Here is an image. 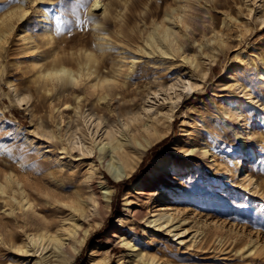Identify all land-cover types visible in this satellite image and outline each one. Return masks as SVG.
Masks as SVG:
<instances>
[{
  "label": "rangeland",
  "instance_id": "1",
  "mask_svg": "<svg viewBox=\"0 0 264 264\" xmlns=\"http://www.w3.org/2000/svg\"><path fill=\"white\" fill-rule=\"evenodd\" d=\"M91 1L0 0V236L29 242L21 250L0 243V264L68 257L74 236L61 227L73 221L75 237L87 233L69 264H145L140 252L153 256L152 264H264V0H102L105 11L91 10ZM166 11L183 15L174 27L178 49L148 54L145 39ZM43 12L58 38L51 46L69 54L67 64L88 48L107 62L101 74H118L105 99L86 76L41 86L32 56L50 53ZM23 28L38 49L27 48ZM187 79L194 88L177 96ZM13 91L27 101L15 104ZM82 111L79 149L65 132ZM147 125L162 134L139 154L136 139ZM110 128L140 155L120 180L104 168L111 148L99 149ZM240 138L253 150L247 157L237 151ZM158 156L174 160L176 170L150 181ZM140 179L144 192L131 190ZM99 181L111 187L108 207L87 215L71 208L85 207L90 191L100 193ZM44 229L63 234V244L28 241Z\"/></svg>",
  "mask_w": 264,
  "mask_h": 264
},
{
  "label": "bare ground",
  "instance_id": "2",
  "mask_svg": "<svg viewBox=\"0 0 264 264\" xmlns=\"http://www.w3.org/2000/svg\"><path fill=\"white\" fill-rule=\"evenodd\" d=\"M179 1L181 2V0ZM181 6L184 7L185 5L181 4ZM89 7L91 10H96L98 8L100 9L103 8L104 11L106 10V4L102 3V0H92L91 3L89 4ZM41 14L42 16L39 21L41 23V36L46 38V40L44 41L45 45L50 46L48 50L50 52L48 57L44 56L42 52L36 53V55L32 56V59L34 62L33 65L35 67V72L37 73L36 77H38V79L43 80V84L41 86H45V87L56 86V83H55L56 80L61 81L62 85L69 83V82L70 83L74 82L76 84L81 79H83L82 77L86 76L89 79L88 82H90L89 87L92 88L93 90L94 89H97L98 91L100 90V94L99 93L97 94L99 95L97 98L105 99L106 96L109 95L110 92H112L115 82L117 81L118 74L116 75L112 74L111 76H108L107 74L106 75L101 74V68L103 70L102 64L103 62L105 63V60L104 61L101 60L102 56L98 58L99 56H97V53H94V51L89 50L88 48L83 49L81 47L82 51L81 50L78 51L79 53L77 54L76 57L73 56L75 58V59L73 58L74 62L76 63L74 64V66L76 65V67L71 66L70 64H67V59L65 56L67 53H65V50H63V52H60L59 50L51 46L53 43L56 42L55 39L57 40L58 38H55V39L53 38L54 35H52L53 31L51 30V26L49 25L48 14L46 12H43ZM182 17L183 15L180 13H178L177 15H173V12L166 11L164 19H162L159 24H155L153 26L152 30L149 32V34L147 35L145 39L144 48L148 54L174 55V52L178 49L177 46H179L177 45L179 43L178 42L179 40L176 36L175 28L176 26L178 27L179 23L182 20ZM21 32H22V40L26 41L27 48L31 50L38 49V45L34 41L30 30L28 28H25V29L23 28ZM98 44L102 45V43L100 42ZM245 57H246V54L240 59L244 60ZM47 58L49 59L47 60V63H46L43 60L45 59L46 61ZM70 58H72V56L69 57L68 62H70ZM130 63L131 64L129 65V68H131L134 61L130 60ZM263 63H264V59H263ZM116 72L119 73L121 72V70L116 69ZM127 75H129V73L125 72L126 77ZM115 87H119V86H115ZM186 87H190L191 90L194 88V84L191 82L190 79H187L179 84V90L176 93V95L179 96L180 94L185 92L184 89ZM12 95H13L12 101L15 104L20 105L24 101H27V97L25 94L15 92ZM82 114H83V111L80 113V116H81L80 118L77 117L78 115H76L73 122L72 123L70 122L68 124L66 132H65L66 134L65 139L68 142V144L72 145L76 142L79 149H80L79 147L80 142L78 139V135H80V133H83V131L85 130V127L83 125L85 115H82ZM125 119L126 121L128 120L130 121L131 119L133 120V118L128 115L125 116ZM260 121H261V118L257 120V122H260ZM110 129L111 130H109L106 134V141L103 143V145L99 149L101 150L104 145H107L108 147L111 148L112 154L110 155L109 160L104 164V168L108 171L109 175L113 179L120 180L123 177L127 176L128 173L132 169H134V166L140 159V155H137V154L134 155L132 152L129 151L128 147H126V145L123 142H117L115 140L116 139L115 130L112 128ZM39 130L40 131L42 130V132L49 134V132L45 128L43 129L41 127V129H38L37 131ZM161 134H162V130L158 128L157 126L147 125L146 127H144L139 134V138L136 139V143H137L136 152L141 154L143 150H145L154 141H156L161 136ZM92 143L93 141L91 138L89 139L88 144L83 146V150L85 152L90 151V149L92 148ZM236 148H237L240 158L249 156L250 153H252L253 151L252 148L246 147L244 145V142L241 138L239 139V142ZM175 167H176V163L171 158H166L164 156H158L154 159L153 164L151 165V169L147 172V176L150 181L151 180L161 181L162 177H168L170 174H173L176 170ZM91 176L92 175H90V177ZM19 184H21L20 188H21V191L23 192L24 184L22 183H19ZM99 184L102 190L100 191V193H96L95 191H90L88 194V199L86 201L87 203L85 207L71 205V208H73L75 211H79L81 215H87V214L101 212L102 207H108L110 199H111V187L102 181H99ZM130 189L144 192L145 184L140 179L132 183L130 185ZM4 190L5 189L3 188V185L0 184V191L4 192ZM22 197H23L24 203L27 204L28 207H30L32 205V202L30 201V199L26 196H22ZM162 216L163 214H160L159 218H161ZM152 221H155V218L151 219L150 222ZM77 226H78L77 221H73L67 227H61L65 231L64 234L74 236L73 237L74 241H72L71 245L67 247V250L69 252L68 257H60L57 263L55 264H69L68 258L70 259V257L74 255V253L79 249L80 245L83 243L87 230H85L81 236L75 237ZM0 231H1V227H0ZM0 235H1V232H0ZM9 235L10 236L8 237L9 238L8 240H5L3 239V237L1 238L0 236V243L8 242L9 245H11L17 250L23 249L27 245V243H29V242H25L23 244L16 245V242L14 241L12 234H9ZM62 235L63 234L61 233L53 234V233H50L48 229H44L43 232L33 233L28 241L33 242L35 246H41L43 245V241L47 240V245L53 242L54 247H57L59 246V244H63L64 238ZM122 242L124 244L129 243L128 241H124V240H122ZM26 251H28V249H26ZM138 254H139V259H145L144 260L146 261L145 264H152L156 261V259L153 256L146 257L145 254L142 252Z\"/></svg>",
  "mask_w": 264,
  "mask_h": 264
},
{
  "label": "snow or ice",
  "instance_id": "3",
  "mask_svg": "<svg viewBox=\"0 0 264 264\" xmlns=\"http://www.w3.org/2000/svg\"><path fill=\"white\" fill-rule=\"evenodd\" d=\"M191 89H190V87H186L185 89H184V91L185 92H188V91H190ZM67 107V106H66Z\"/></svg>",
  "mask_w": 264,
  "mask_h": 264
}]
</instances>
